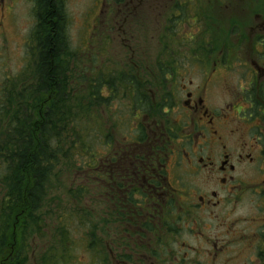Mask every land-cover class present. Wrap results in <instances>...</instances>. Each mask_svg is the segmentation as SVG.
<instances>
[{
    "label": "trees",
    "instance_id": "obj_1",
    "mask_svg": "<svg viewBox=\"0 0 264 264\" xmlns=\"http://www.w3.org/2000/svg\"><path fill=\"white\" fill-rule=\"evenodd\" d=\"M32 2L36 22L28 38L25 77L11 79L16 81L8 86V96L0 99V264H31L33 259L35 264H69L79 258L75 250L101 264L106 227L114 228L111 241L116 242L119 221L118 211L103 217L101 168L107 149L132 148L111 154H125L120 164L135 179V171L152 162L151 155L165 150L151 133L165 126L163 132L174 139L165 111L171 105L166 81L171 63L158 62L156 75L135 63L112 74L93 66L91 81L75 77L88 63H80L84 54L71 48L65 0ZM58 183L67 190L63 199L53 188ZM140 190L131 191L124 217L143 220ZM49 192L56 201L48 203ZM179 206L172 201L171 226L181 237Z\"/></svg>",
    "mask_w": 264,
    "mask_h": 264
},
{
    "label": "flooded vegetation",
    "instance_id": "obj_2",
    "mask_svg": "<svg viewBox=\"0 0 264 264\" xmlns=\"http://www.w3.org/2000/svg\"><path fill=\"white\" fill-rule=\"evenodd\" d=\"M15 1L0 0V42L7 32L3 21ZM141 1L113 3L131 5L125 23L141 18L134 16ZM150 1L152 21L161 20L165 27H186L185 9L200 12L206 4L212 5L210 10L215 5L219 22L244 29L243 43L250 39L255 44L251 46L256 59L235 57L239 64L234 63L233 69L243 84L232 86L230 93L214 83L218 73H224L220 61L215 60L209 72L203 59H188L201 74L200 83L188 79V62L183 61L185 72L178 75L175 86H168L171 105L165 107L175 137L166 136L165 126L151 133L165 150L151 155L152 162L142 164L135 179L120 164L125 154H111L132 148L107 149L101 168L103 217L118 211L119 221L116 242L111 241L114 228L106 227L101 264H264V0H166L172 6L164 14L156 9L157 0ZM0 86L3 99L8 96V76L5 82L0 77ZM214 98L217 103L210 107ZM135 187L144 196L138 205L143 220L124 217ZM174 200L183 214L177 231L181 237L171 226Z\"/></svg>",
    "mask_w": 264,
    "mask_h": 264
},
{
    "label": "rangeland",
    "instance_id": "obj_3",
    "mask_svg": "<svg viewBox=\"0 0 264 264\" xmlns=\"http://www.w3.org/2000/svg\"><path fill=\"white\" fill-rule=\"evenodd\" d=\"M30 1H15L13 9L8 12V17L3 21V25L7 30L5 38L0 42V77L3 78V82H5V76L11 79L22 77L31 54L29 52L31 44L28 38L36 19L35 12L33 13L35 7ZM171 6L170 2L166 0H157L156 9L164 14ZM211 6L210 4L204 5V10L200 13V15L204 16L203 21L199 20L197 12L193 8L185 9L184 12H188V25L186 27L180 26L179 28L172 26L166 29L164 26L165 22L163 23L161 20H156L158 22L152 21L154 7L150 0H142L135 10L134 16L141 17L140 19L125 23L124 18L129 13L131 5L122 7V5L113 3V0H65L66 12L69 18L67 33L70 38L71 48L74 52L78 51L80 54H84L80 63H88V65H84L85 71L78 73V76L75 74V77L85 76L84 79L91 81V78H93L92 73H94L93 66L96 67L99 64L101 70L107 74H112L119 68L127 65L132 66L135 63L142 68H147V70L156 75L158 62L166 63L170 59L183 62L184 56L182 54H185V52L189 55L188 59L190 58L192 62L197 59L200 60L201 56L205 61L206 69L210 72L214 68V65H212L215 61L214 57H221L219 53L214 55L213 58L206 56L208 55L206 52H210L212 47H220L221 52L229 56L227 63L230 61L228 66L231 70L235 68L234 63L239 64L238 60L234 61L237 56L242 59L251 57L255 60L256 56L251 46V44L253 46L255 44L250 39H248L249 43H243L242 34L244 29L241 31L239 27H235L233 24L225 25L219 22L216 19L217 11L215 5L213 10H210ZM225 10V12L228 11L227 9ZM167 34L174 39L166 38ZM177 34L178 39L176 38ZM190 37L192 38V44L197 48L195 52L190 50L188 48L189 43H186V41L191 40ZM128 38H130V41H128ZM237 39V48H235V40ZM181 42L185 43V46ZM78 52L76 53L78 54ZM94 58L96 62L92 63ZM172 64L173 62H171ZM222 65L224 73L221 72L220 75L218 73L214 83L216 84L215 86H220L219 88H226L230 93L233 90L232 86H239V83L241 86L243 84L241 81L243 80H240V74L229 71L226 63ZM117 76L118 73L112 77L116 78ZM173 76H175L174 71ZM201 78V74L192 68L188 79H191L194 83H200ZM113 80L116 82V79ZM15 81L16 79L13 81L8 79V86ZM103 94L108 96L106 92H103ZM220 98L223 99L222 94ZM217 100V98H214V101L210 103V107H214ZM0 174H4V170L0 171ZM173 180H176L175 174ZM53 188L58 190L57 192L62 199L67 197V190L62 184H55ZM51 189L49 187V191ZM49 193L51 198L48 203L56 201L53 199H57L56 194L53 193L51 196V192ZM2 198L4 199V192L0 190V201H2ZM179 241L182 243L183 239L181 238ZM40 244L42 245V243ZM36 246L35 244L33 245L35 252H39ZM74 255L79 257L77 264H90L85 252L75 250ZM31 264H35L34 259Z\"/></svg>",
    "mask_w": 264,
    "mask_h": 264
}]
</instances>
